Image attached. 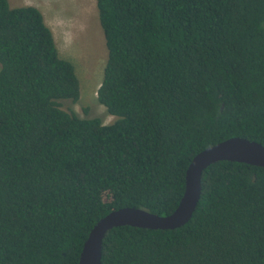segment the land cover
<instances>
[{
	"label": "trees",
	"instance_id": "obj_1",
	"mask_svg": "<svg viewBox=\"0 0 264 264\" xmlns=\"http://www.w3.org/2000/svg\"><path fill=\"white\" fill-rule=\"evenodd\" d=\"M95 2L109 124L60 107L73 63L38 7L0 0V264H78L112 210L172 212L201 150L264 145V0ZM101 264H264V168L209 165L187 223L114 227Z\"/></svg>",
	"mask_w": 264,
	"mask_h": 264
},
{
	"label": "rangeland",
	"instance_id": "obj_2",
	"mask_svg": "<svg viewBox=\"0 0 264 264\" xmlns=\"http://www.w3.org/2000/svg\"><path fill=\"white\" fill-rule=\"evenodd\" d=\"M11 7L34 5L44 15L53 31L59 55L73 63L79 80L77 101L65 99L60 107L80 117L99 118L104 124L115 116L97 100L107 59L103 30L98 19L95 0H8Z\"/></svg>",
	"mask_w": 264,
	"mask_h": 264
},
{
	"label": "water",
	"instance_id": "obj_3",
	"mask_svg": "<svg viewBox=\"0 0 264 264\" xmlns=\"http://www.w3.org/2000/svg\"><path fill=\"white\" fill-rule=\"evenodd\" d=\"M222 160L264 168V145L255 140L234 136L201 150L193 156L187 167L184 192L172 212L158 215L129 206L112 210L91 228L81 249L78 264H101L102 240L114 227L128 225L148 229H174L187 223L200 197L203 170Z\"/></svg>",
	"mask_w": 264,
	"mask_h": 264
}]
</instances>
